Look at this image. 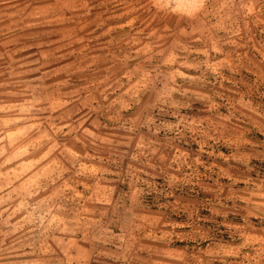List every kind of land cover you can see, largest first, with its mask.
<instances>
[{
	"label": "rangeland",
	"instance_id": "obj_1",
	"mask_svg": "<svg viewBox=\"0 0 264 264\" xmlns=\"http://www.w3.org/2000/svg\"><path fill=\"white\" fill-rule=\"evenodd\" d=\"M0 264H264V0H0Z\"/></svg>",
	"mask_w": 264,
	"mask_h": 264
}]
</instances>
